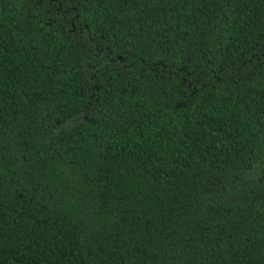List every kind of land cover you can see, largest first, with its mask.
<instances>
[{"label":"trees","instance_id":"obj_1","mask_svg":"<svg viewBox=\"0 0 264 264\" xmlns=\"http://www.w3.org/2000/svg\"><path fill=\"white\" fill-rule=\"evenodd\" d=\"M0 264H264V0H0Z\"/></svg>","mask_w":264,"mask_h":264}]
</instances>
